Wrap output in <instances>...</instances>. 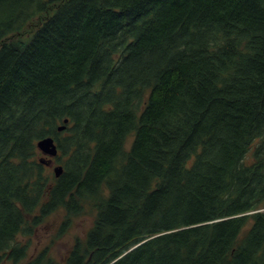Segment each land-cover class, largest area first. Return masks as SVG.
I'll list each match as a JSON object with an SVG mask.
<instances>
[{
  "label": "trees",
  "instance_id": "16d2710c",
  "mask_svg": "<svg viewBox=\"0 0 264 264\" xmlns=\"http://www.w3.org/2000/svg\"><path fill=\"white\" fill-rule=\"evenodd\" d=\"M263 146L264 0H0V264H264Z\"/></svg>",
  "mask_w": 264,
  "mask_h": 264
},
{
  "label": "rangeland",
  "instance_id": "374dc122",
  "mask_svg": "<svg viewBox=\"0 0 264 264\" xmlns=\"http://www.w3.org/2000/svg\"><path fill=\"white\" fill-rule=\"evenodd\" d=\"M132 136L126 141V148L130 146ZM41 157L39 154L38 158ZM59 165L54 159V164L48 168V172L53 171V166ZM248 214V213H247ZM62 222V214L57 212L36 227L31 235L20 234L17 242L27 245V259L32 258L40 251L47 249L50 256L57 262H63L68 251L72 247L76 238H84L86 232L92 226V216L85 214L75 218L71 226L64 232L59 233Z\"/></svg>",
  "mask_w": 264,
  "mask_h": 264
},
{
  "label": "water",
  "instance_id": "95a60500",
  "mask_svg": "<svg viewBox=\"0 0 264 264\" xmlns=\"http://www.w3.org/2000/svg\"><path fill=\"white\" fill-rule=\"evenodd\" d=\"M66 123L67 120H64ZM60 130L64 129V126H60ZM36 147L38 151L42 154V157H40L38 160L40 163L44 165H49L52 163V159L55 158L58 155V148L56 146V143L52 137H44L37 141ZM44 156L49 157V159H46ZM63 171V167L61 165H56L53 167V173L55 177H59Z\"/></svg>",
  "mask_w": 264,
  "mask_h": 264
},
{
  "label": "bare ground",
  "instance_id": "6f19581e",
  "mask_svg": "<svg viewBox=\"0 0 264 264\" xmlns=\"http://www.w3.org/2000/svg\"><path fill=\"white\" fill-rule=\"evenodd\" d=\"M257 131H258V130H257ZM255 132H256V131H255ZM257 134H258V133H257ZM262 141H263V139H262ZM262 143H263V142H262ZM251 144H253V143H251ZM256 145H257V143H256ZM261 145H262V144H261ZM261 145H260V147H261ZM258 147H259V146H258ZM263 147H264V146H263ZM252 150H253V149H252ZM253 151H254V150H253ZM250 153H251V152H250ZM250 153H249V154H250ZM260 163H261V162H260ZM262 163H264V162H262ZM255 170H256V169H255ZM259 173H260V172H259ZM259 173H258V174H259ZM256 175H257V173H256ZM258 176H259V175H258ZM243 180H244V179H243ZM254 201H255V200H254ZM249 214H251V213H248V215H249ZM244 216H245V215H244ZM206 219H207V218H206ZM230 219H233V218H230ZM227 220H228V219H227ZM200 226H203V225H200ZM200 226H199V228H200ZM197 228H198V226H197ZM199 228H198V229H199ZM198 229H197V230H198ZM162 235H163V234H162ZM135 247H136V246H133V248H135Z\"/></svg>",
  "mask_w": 264,
  "mask_h": 264
},
{
  "label": "flooded vegetation",
  "instance_id": "af4514ba",
  "mask_svg": "<svg viewBox=\"0 0 264 264\" xmlns=\"http://www.w3.org/2000/svg\"><path fill=\"white\" fill-rule=\"evenodd\" d=\"M47 168H50V164H49V166H46Z\"/></svg>",
  "mask_w": 264,
  "mask_h": 264
}]
</instances>
